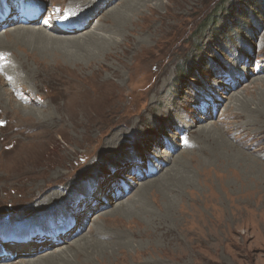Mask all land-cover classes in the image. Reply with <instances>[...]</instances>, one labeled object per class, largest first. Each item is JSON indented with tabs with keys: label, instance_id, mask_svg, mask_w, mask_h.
Masks as SVG:
<instances>
[{
	"label": "rangeland",
	"instance_id": "rangeland-1",
	"mask_svg": "<svg viewBox=\"0 0 264 264\" xmlns=\"http://www.w3.org/2000/svg\"><path fill=\"white\" fill-rule=\"evenodd\" d=\"M36 1L45 12L49 6L66 10L63 0ZM149 5L152 10L160 5L155 12L168 22L157 31L153 21L150 32L138 39L141 47L130 62L142 71L131 75L133 81L128 82V70L121 77H90V70L80 74L73 67H45L12 94L0 77V90L13 109L14 102L42 108L46 103L54 109L71 95L96 102L89 105V120L77 125L64 119V127L61 119H16L0 103V256L10 259L2 264H18L27 258L16 255L34 253L46 238L53 241L68 216H75L72 232L88 237L96 217L86 222L85 207L105 195L124 192L103 213L132 199L136 207L156 214L163 206L158 187L169 170H178L172 178L185 187L172 194L177 220L165 222L163 231L137 234L128 264H264V130L258 129L264 122L247 119L239 105L237 115L226 114L235 97L248 112L264 99V78L254 82L257 86L251 83L264 76V0H151ZM46 15L34 28L47 25ZM13 27H2L0 36ZM14 47L8 54L19 56ZM81 76L86 80L70 88L68 82ZM236 76L248 78L237 84ZM159 90V101L151 104ZM216 152L227 156L225 165L214 161ZM32 182L44 184L42 196L30 193ZM43 197L48 199L40 202ZM104 223L103 231L128 233L123 225ZM29 233L35 237L27 245L1 239ZM119 238L111 233L100 240ZM77 246L66 252L72 256ZM36 253L31 260L45 259L53 250Z\"/></svg>",
	"mask_w": 264,
	"mask_h": 264
},
{
	"label": "bare ground",
	"instance_id": "bare-ground-1",
	"mask_svg": "<svg viewBox=\"0 0 264 264\" xmlns=\"http://www.w3.org/2000/svg\"><path fill=\"white\" fill-rule=\"evenodd\" d=\"M0 1L2 3L7 2V0ZM27 1L31 2L36 8H41V6L37 4L36 0ZM63 1L66 3V11H69L70 9L72 14H76L73 19L66 20L67 24L71 25L72 27L60 29L57 27V25L50 23L49 25L43 24L41 27L34 28L37 23L39 24L40 17L39 21L36 24L15 25L16 18L11 19L10 16L7 17L2 23H0V30L4 25H8L9 27L15 25V27L8 29L7 31L2 33V35L4 34L3 36H0V67L1 65L3 67V69L0 70V77L3 80V83L6 86H9L8 90L11 93L12 90L14 93L17 92V88L19 86H24L21 85L24 84L23 81L29 83L31 81L27 80H34L39 77L41 74L37 71L43 72L44 70L42 71V69H44L45 67L57 68L60 66L64 68L63 70H66L69 67H73V69H78V71H80V74H84V72L90 70V77H97L99 75H103L104 73L108 76L121 77L123 73L121 71L126 72V70H128V82L133 81L135 76L131 77V75L135 72L142 71L140 67H133V63L130 62L131 59L137 56V51H139L138 49H140L141 47L138 46V39L150 32V30L153 28V21L157 22V25L155 26V28H157V31H161V28L166 25V21L168 22L164 14H160V16L157 15V12H160L161 10L160 5L155 6L154 10H152L153 7L149 5L151 0ZM55 3L56 2L51 5H54ZM147 9L148 13L146 12ZM159 40L160 38H157V41ZM141 42H143V40H141ZM13 45L16 46L24 54L26 61L22 60L23 55L21 54V52H19V56L22 55L21 57L16 54H8V52L11 51V48H14V50L16 49ZM30 63L33 64L34 67L29 66ZM21 71H23L22 74H20ZM45 76L49 79L48 74H46ZM260 76L261 77L252 80L251 83L254 84V82L260 81L261 78H264V76ZM245 78L247 79L248 76H245ZM245 78L236 76L234 80L238 84L242 79ZM72 79L73 81L68 82L69 87L72 89H74L73 86H75V82L83 83L84 80H86L84 76H81L80 78L74 77ZM58 80H60V78ZM254 85L257 86L259 84L255 83ZM117 86L119 88L123 87L118 84ZM2 91L3 90H0V103L5 106L6 111L11 110L13 114H15L14 118L61 119L62 127H64V119L69 122L75 121L77 122V125H82L84 123V119L85 122L86 119L89 120L90 107L96 105L95 101L86 103L82 96L73 97L71 95L68 101L60 103V105L54 109H51L48 104L46 105V103L45 106H43L44 108H42L27 105L22 106V104H19L17 102H14L13 105L15 108L13 109L9 105L11 104V102L8 104L3 96ZM153 92L155 93L156 91ZM160 92L161 91L159 90V92L154 94L157 96L156 99L155 97H153V99L155 100L154 102H151V104L159 101ZM122 93L123 94L121 95L126 94L125 92ZM19 96H21V94ZM93 102L94 104H92ZM29 103L30 105H33L35 102L33 100H29ZM230 103V106L228 105L226 108V114L228 116L237 115L236 111L238 110L239 105L240 109L246 115L248 114L247 119H256L258 125L264 122V99L260 100V108L251 110L249 112L246 108H244V103L239 102V98L235 97L234 100L230 101ZM101 111L104 112L103 110ZM233 111L235 113H229ZM136 117L138 118L139 115L137 114ZM119 118H122L121 115L119 116ZM62 127L60 128L62 129ZM262 128H264V125L258 128L260 129L259 131L263 132L262 130L264 129ZM252 136L255 135H253L252 133ZM42 145L43 143L41 144V146ZM215 149L217 151H220V146L216 145ZM29 151L25 152L30 155L31 153L33 154V152ZM243 158L244 156L241 158V160ZM226 159L227 156L222 153L214 156V161H216L218 165H225ZM177 173L178 170H169L167 171L166 175L163 176V178H166V180H164V182L160 181L162 183L159 184L158 189L160 191V196L162 197L161 204L163 206L159 204L158 212L156 214L152 213L155 212L152 211V209L150 210L143 206L139 208L136 207L135 202H132V199H128L125 204L121 203L119 206H117V209L111 211L110 213H103L102 208L106 205H110L112 203V199L115 197L119 200L117 196L122 197L124 195V192L122 191L119 195L116 194L115 196H112V194L107 196L105 195L104 197H102L103 199L100 198L98 200V203L94 206L85 207V211L83 214L86 222L91 216L96 217L95 221L92 224L93 227L88 231V237H80L81 235H78V232L75 231V229L73 232V229H70L65 234H58L57 236L52 237L53 241L49 240L51 237L46 238L44 240L45 243L36 245L34 247V253H32V251H28L26 255H16V258H20L23 256H25L24 258H27L24 261L20 260L18 264H91L93 263V261L101 260H103V263L109 262L111 264H128V259L126 258L131 257L129 249L133 246L132 239L136 237L137 234H150V231L152 229H155L156 231H163L165 227V225L163 224H165V222H168L169 224L176 222L177 216L173 210V205H175L176 202L174 201L172 194L177 195L178 192H181V190L185 188L182 184L177 183L175 179L172 178V176L177 175ZM34 182L31 183L32 185H34V189L31 190L30 193L32 191H37L34 197H40L45 193L43 188L44 184H34ZM42 199L43 200L40 202H44L48 199V197H43ZM103 200L107 201V204L104 203ZM106 220L112 223L111 225L114 224L113 226L119 227L123 225L124 228L128 230V233L125 234V231L123 232V230L121 231L118 228L115 229L117 230L116 232L113 230V228H110L112 230L108 229L109 231H103L100 227L101 222L104 223V221ZM81 231H83V229H81ZM111 233L112 235L116 234L117 238H120L113 242H102L100 240L101 238L107 237ZM19 235L20 234L16 236ZM75 236H77L78 238ZM158 238L159 235H156L152 239L153 246L157 243ZM64 243H67L68 245L63 247L62 249H59L61 248L60 245ZM72 244L74 246H76V244H79V246H77V250L72 252L71 256L70 253L66 251L69 250ZM51 249L53 250V254H47L48 256L45 259H30V257H33L37 254L36 251L43 252L44 250ZM60 251L62 252L59 253ZM151 252L156 251L153 249L152 251H150V253ZM9 260V257L7 256H0V264H2L3 262H9Z\"/></svg>",
	"mask_w": 264,
	"mask_h": 264
}]
</instances>
